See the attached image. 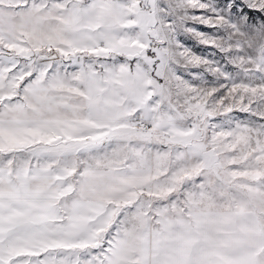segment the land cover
<instances>
[{"label":"snow or ice","instance_id":"1","mask_svg":"<svg viewBox=\"0 0 264 264\" xmlns=\"http://www.w3.org/2000/svg\"><path fill=\"white\" fill-rule=\"evenodd\" d=\"M0 264H264V0H0Z\"/></svg>","mask_w":264,"mask_h":264}]
</instances>
